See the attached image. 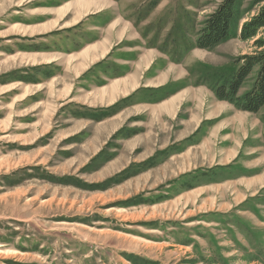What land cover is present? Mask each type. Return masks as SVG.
Here are the masks:
<instances>
[{
  "label": "crops",
  "instance_id": "1",
  "mask_svg": "<svg viewBox=\"0 0 264 264\" xmlns=\"http://www.w3.org/2000/svg\"><path fill=\"white\" fill-rule=\"evenodd\" d=\"M168 6V0L16 2L0 38L4 63L18 60L22 69L2 88L21 85L14 95H22L23 109L52 118L37 143L77 149L67 162L94 167L83 178L127 183L141 176L148 188L132 204L148 216L129 222L128 235L184 247L203 264L252 262L259 257L251 246L264 247V112L216 97L217 80L204 59L209 52L194 46L196 38L173 35ZM123 257L166 264L135 251Z\"/></svg>",
  "mask_w": 264,
  "mask_h": 264
},
{
  "label": "rangeland",
  "instance_id": "2",
  "mask_svg": "<svg viewBox=\"0 0 264 264\" xmlns=\"http://www.w3.org/2000/svg\"><path fill=\"white\" fill-rule=\"evenodd\" d=\"M19 1L22 0H0V37L7 15ZM241 2L237 35L215 49H206L209 54L204 59L217 83L233 74L238 57L256 51L255 40L242 41L239 34L243 23L256 16L259 6H254L252 0ZM220 3L221 0H168L165 18L171 22L173 35L180 34L186 41L197 40L198 30ZM262 36L260 33L257 38ZM2 49L0 38V264H132L123 252L134 251L148 257L161 256L166 264H203L194 262L198 256L184 247L150 245L124 231L129 230V222L144 221L148 216L142 211L146 208L132 204L148 188L141 176L127 183L121 182L124 177L102 181L83 178L82 173H91L94 167L90 163L79 167L67 162L68 153L77 149L59 150L60 145H68L65 143L46 147L37 143L42 124L48 127L52 118L41 119L40 109H35L31 117V108L23 109L22 95H14L21 91V85L4 92L5 80L17 79L22 68L18 60L6 65ZM254 75L245 82L241 94L252 87ZM261 110L264 112V107ZM44 167L57 177L64 176V180L44 179ZM244 248L239 250L241 256L246 254ZM251 249L253 257L258 254L259 259H237L232 264H264V247Z\"/></svg>",
  "mask_w": 264,
  "mask_h": 264
},
{
  "label": "trees",
  "instance_id": "3",
  "mask_svg": "<svg viewBox=\"0 0 264 264\" xmlns=\"http://www.w3.org/2000/svg\"><path fill=\"white\" fill-rule=\"evenodd\" d=\"M241 1L221 0V3L213 13L207 16L202 27L198 30L194 46L212 50L236 36L238 20L241 17ZM252 1L254 6H259V9L256 16L243 23L239 38L242 41L255 40L253 44L256 51L238 57L233 74L224 81L218 82L213 88L217 98L234 103L240 110L259 113L264 107V0ZM260 33H263V36L257 38ZM254 73L252 87L241 94L243 85ZM44 172V179L64 180V176L57 177ZM78 180L74 179L75 182ZM127 257L137 262L138 257L133 255Z\"/></svg>",
  "mask_w": 264,
  "mask_h": 264
},
{
  "label": "bare ground",
  "instance_id": "4",
  "mask_svg": "<svg viewBox=\"0 0 264 264\" xmlns=\"http://www.w3.org/2000/svg\"><path fill=\"white\" fill-rule=\"evenodd\" d=\"M35 58V57H34ZM11 59V58H10Z\"/></svg>",
  "mask_w": 264,
  "mask_h": 264
}]
</instances>
